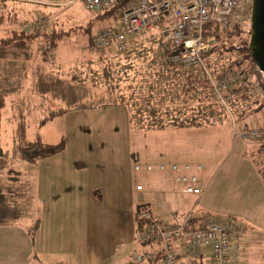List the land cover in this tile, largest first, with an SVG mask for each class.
I'll return each mask as SVG.
<instances>
[{
  "label": "crops",
  "instance_id": "obj_1",
  "mask_svg": "<svg viewBox=\"0 0 264 264\" xmlns=\"http://www.w3.org/2000/svg\"><path fill=\"white\" fill-rule=\"evenodd\" d=\"M22 25L20 22L16 27L23 30ZM12 29L9 21L0 23V38ZM163 59L162 53L159 72L164 78L172 76L173 80L175 69L171 64L161 63ZM148 66L151 71L155 67ZM156 88L164 94L160 86ZM262 111L257 113L261 115L260 123H256L259 126L264 125ZM130 115L128 106H106L72 110L60 116L65 139L70 144L31 167L34 193L30 200L36 214L29 223L24 220L0 225V264H132L134 253L153 250L137 238L136 209L143 205L149 206L153 217L164 223H175L191 211L199 212L197 216L236 219L245 227L246 249L256 238L264 241V179L249 158L255 149L252 144L235 140L231 134L227 160L218 164L220 169L210 174L204 169L201 173L204 194L198 200L184 193V187L175 182L171 172L158 170L160 165H201L193 162L197 153L181 144L174 151H146L143 158L148 159L141 164L126 142L106 125V118L121 117L130 126ZM213 130L168 127L141 131L148 135L161 131H191L201 135ZM149 165L154 167L152 172L146 170ZM138 186L144 190L137 191ZM181 210L185 213L179 215ZM170 215L173 217L169 221ZM37 222L39 228L32 232ZM245 253L252 256L251 251Z\"/></svg>",
  "mask_w": 264,
  "mask_h": 264
},
{
  "label": "rangeland",
  "instance_id": "obj_2",
  "mask_svg": "<svg viewBox=\"0 0 264 264\" xmlns=\"http://www.w3.org/2000/svg\"><path fill=\"white\" fill-rule=\"evenodd\" d=\"M67 1L15 0L8 3L9 1L6 0L3 9H0L3 23L10 22L13 17L22 24L47 18L50 23L48 32L52 30L55 34L71 32V36L64 37L55 50L49 43L51 50L47 51L45 46L48 43L43 40L34 43L32 54L35 58L30 62L29 68L24 60H21L10 63L9 67L1 69L3 72L0 74L1 92L15 91L16 93L5 98V106L0 110V148L4 156V158H0V186L2 189H6L9 196L16 198L25 196L22 206L28 210L26 223L31 222L36 214V209L32 207L31 200H29L34 193V173H30L29 165L22 162L21 151L28 144L36 142L39 136L43 143L50 146L60 144L69 146L70 143L64 136L63 118L55 115H60L62 111L69 112L76 105L97 106L103 102L124 97L126 103L129 104L131 115H151L149 108L156 107L157 115H178L177 117L183 120H202L201 126L193 127H212L213 132L210 131L208 134L203 132L198 135L192 134L191 131H161L148 135L140 128H134L132 121L130 126L124 124L121 117H112L109 120L106 118V125L115 131L118 139L126 142L129 150L135 153V157L141 164H146L148 159V157L143 158L146 157L144 153L146 151L149 153L156 149L174 151L178 145L182 144L197 153L193 162L200 163L209 174L214 169H220V167L217 168V166H221L218 164L226 161L231 153L233 120L237 119L240 123L245 121L250 125L260 123L261 115L257 114L259 107L245 110L237 108L236 104L231 101L230 105L232 104L234 115L220 109L219 105L218 111L210 109L211 104L218 103L214 102L213 97V101L210 100L208 94L211 87L201 72L182 77L184 83L190 80L196 85L194 92H191L196 93V96H193L194 100L179 96L182 92L176 90L179 87L172 82V76L164 78L162 72H159L163 50L159 49L158 45L150 46L151 50L157 51V54L152 52L153 56L144 60L138 56L133 59L132 63L125 56H120L115 52H97L92 47L93 36L98 30L112 26L116 15L114 17L108 14H91L80 3L71 6L67 5ZM0 6L2 5L0 4ZM247 22L244 28L250 31L251 20ZM89 24L92 26L91 35L86 33ZM1 28L5 29V27ZM247 31H245L246 34ZM161 32L162 27H158L152 32L145 33L139 39L144 38L146 44H151L155 35H159ZM39 35L44 34L39 33ZM227 57L229 59L237 58V54L233 53ZM225 58L224 56V60L227 59ZM212 59L217 58L213 57ZM225 63L226 61L224 63L222 61L208 63L210 72L215 78L222 77L219 68ZM128 64H132V67ZM151 64L155 65L152 71L148 66ZM106 68L115 72L113 87L102 80V74ZM97 75L98 79L95 81ZM117 79L120 83L117 82ZM118 83L119 85H117ZM158 86L161 87L164 94L157 91H161L156 88ZM178 101L180 102L176 103ZM202 108H204L203 112H201ZM238 111H241V114ZM239 115L243 116L240 118ZM262 116H264V111H262ZM44 119L47 121L44 122ZM40 126L42 127L40 128ZM20 181L28 188V193L24 188L18 186ZM7 186L9 188H6ZM147 188L146 193L150 191V188ZM152 193L155 194L156 191ZM142 200L144 199H140V201ZM149 204L151 205V203ZM18 210L22 212L21 208ZM184 213L181 210L179 215ZM196 214L199 215V212ZM172 217L170 215L167 220L170 221ZM253 241L254 243L247 247L246 252L251 251L255 258L246 253L244 258L247 260V264H255L258 260L262 262L260 264H264V241L260 238ZM257 256L259 259L256 258Z\"/></svg>",
  "mask_w": 264,
  "mask_h": 264
},
{
  "label": "built area",
  "instance_id": "obj_3",
  "mask_svg": "<svg viewBox=\"0 0 264 264\" xmlns=\"http://www.w3.org/2000/svg\"><path fill=\"white\" fill-rule=\"evenodd\" d=\"M121 1L68 0L67 5L80 3L88 13L101 14L115 8ZM252 3L253 0H130L118 9L112 26L98 30L93 36V47L99 53L115 52L124 56L139 37L162 27L160 37L169 47L170 61L180 63L186 73L201 72L220 109L234 115L231 101L237 108L245 110L257 107L262 101L264 74L259 68L251 73L231 69L235 59H242V55H237V58L223 59L222 63H226L219 68L222 77L215 78L206 59L216 38L215 31L244 27L251 20ZM22 27L25 31L43 34L50 29V23L47 18H40ZM45 48L50 51V44ZM232 134L235 140L259 147L257 155L264 167V125L240 123L235 119ZM135 170L139 171L140 167L136 166ZM146 170L152 172L154 167L149 165ZM158 170L160 173L171 172L175 182L184 187L186 195L198 200L203 196L200 175L204 168L201 165H160ZM143 190V186L137 187V191ZM136 221L141 223L138 241L153 250L134 253L132 264L148 261L247 264L244 258L245 230L230 218L197 216L191 211L175 223H164L153 217L149 206L143 205L136 212Z\"/></svg>",
  "mask_w": 264,
  "mask_h": 264
},
{
  "label": "trees",
  "instance_id": "obj_4",
  "mask_svg": "<svg viewBox=\"0 0 264 264\" xmlns=\"http://www.w3.org/2000/svg\"><path fill=\"white\" fill-rule=\"evenodd\" d=\"M128 1L130 0H122L117 6L107 12L101 13L100 15H115L118 12V9L122 8ZM6 2V0H0V9H3V4ZM2 15H0V23H3L2 21ZM10 23L13 26V29L9 31V33L3 37L0 38V74L3 73L1 71L2 68L9 67L10 63L13 62H19L21 60H24V63L28 64L32 61L33 58V45L34 43H38L39 41H45L46 43H50L52 46V49L55 50L58 47V44L64 37H70L71 32H64V33H56L52 30L51 32H45L44 35H39V33L35 32H28L25 30H20L18 27L20 22L12 18L10 20ZM88 30H86V33L91 35L92 26L89 24L87 27ZM244 27L241 26H235L233 30L230 31H222V30H216L215 31V40L213 42V46L210 52V55H208L206 61L209 64L212 63H218L220 61H223L224 56H230V54L236 53L237 55H242V59L234 60L233 65L231 69L233 70H240L245 73H251L254 72L256 69H258L257 65L253 62L251 58V52L248 48L249 46V38L251 35L250 31H247ZM41 34V33H40ZM157 38V39H156ZM151 44H146L144 42V38L137 39L132 47L131 50L124 55L127 59L131 60V63L133 62V59L138 58V56H141L144 59L149 58L153 56V53L157 54V51L151 50V45L155 46L158 45L159 49L163 50L164 59L161 63L163 64H171V66L175 69V72L173 74V80L179 88L178 92H182L179 95L189 97L192 99V97L196 93L194 92L196 89V85L193 83V81H187L184 83V79L182 77L189 76L190 73H186L181 66L180 63L172 62L170 61V51L167 44H164L162 42V39L159 35H155V37L152 39ZM13 47V48H12ZM93 47V46H92ZM153 52V53H152ZM215 57L219 59L213 60L212 58ZM132 67V64H128ZM177 70V71H176ZM114 73L110 68H106L103 71L102 74V80L107 83L110 87H113L112 82L115 79ZM7 74V73H5ZM118 76V74H117ZM176 77V79H175ZM98 79V75L95 76V81ZM1 82V81H0ZM117 82H119V79H117ZM170 82V83H172ZM120 83V82H119ZM119 83L117 85H119ZM3 86V84H2ZM12 91H3L1 92L0 89V110L4 108L5 106V97L8 93H11ZM15 92V91H14ZM12 92V93H14ZM208 96L210 97V100H212V92L209 91ZM213 101V100H212ZM215 102V101H214ZM262 104V105H261ZM129 104L126 103V100L124 97L117 98L110 102H103L101 105H76L74 108H71L70 110H78V109H93L98 107H106V106H128ZM264 109V97L262 101L257 105V108ZM218 104L213 103L210 105V109L217 110ZM151 111V115H131V123L134 128H140L141 130H151V129H164L168 127H193V126H201L202 122L198 121L197 119H179L178 115H157V108L151 107L149 108ZM257 110V111H258ZM200 111V110H199ZM204 111V108L201 109V112ZM218 111V110H217ZM200 112V113H201ZM65 111H62V113L59 115H55L56 117H59L63 114H65ZM243 115H241L242 117ZM47 119H44V122H46ZM42 126H40L41 128ZM255 149L253 153L249 154V157L252 159L256 167L258 168V171L262 175L264 179V167L262 166L260 157L257 155L259 151V147L257 145L252 144ZM63 144L57 145V146H50L43 144L40 136L37 138L36 142L28 144L22 151H21V160L25 164L29 165L30 173H31V167L35 166L36 163L43 159L50 156H53L60 151L63 150ZM0 158H4L2 149L0 148ZM18 186H21V188L25 189V191L28 193V188L22 184L20 181V184ZM6 188H9L7 186ZM6 189H2L0 186V225H9L14 223L22 222L26 219L28 215V210H26L25 206H22L24 204V197L21 196L20 198L12 197L7 195L8 192L5 191ZM15 195V194H14ZM16 196V195H15ZM29 197V195H28ZM30 200V198H29ZM22 209V212H20L18 209ZM139 208V207H138ZM136 209V212L138 210ZM231 219V218H230ZM238 223V225L242 226L236 219H231ZM32 232L37 230L39 228V223L37 222L33 226ZM244 229L245 227L242 226ZM141 229V223H137V234H139Z\"/></svg>",
  "mask_w": 264,
  "mask_h": 264
},
{
  "label": "water",
  "instance_id": "obj_5",
  "mask_svg": "<svg viewBox=\"0 0 264 264\" xmlns=\"http://www.w3.org/2000/svg\"><path fill=\"white\" fill-rule=\"evenodd\" d=\"M250 31L251 58L264 74V0H253Z\"/></svg>",
  "mask_w": 264,
  "mask_h": 264
}]
</instances>
